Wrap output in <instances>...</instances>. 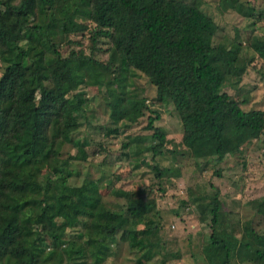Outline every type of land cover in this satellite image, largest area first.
<instances>
[{
	"label": "trees",
	"instance_id": "1",
	"mask_svg": "<svg viewBox=\"0 0 264 264\" xmlns=\"http://www.w3.org/2000/svg\"><path fill=\"white\" fill-rule=\"evenodd\" d=\"M237 1L232 8L252 17L254 9ZM218 29L198 0H0V264H101L113 255L118 231H126L131 249H142L157 228L147 210L153 200L123 191L126 207L112 209L98 181L75 184L74 172L54 164L64 144L87 161V142L72 137L86 114L87 87H103L112 125L105 132L119 135L148 108L131 89L134 71L143 74L165 91L181 122L182 145L197 160L220 162L264 136V110L246 111L223 90L245 66L241 43H213ZM86 32L93 45L107 39L106 62L82 50L62 54L60 39ZM249 47L264 59V38ZM40 76L50 89L40 86ZM159 119L149 116V137H129L122 155L163 156L167 139L154 124ZM147 138L153 144L141 146ZM149 166L159 179L180 176L175 167ZM254 207L264 216V195ZM202 212L210 217L202 246L207 264H264V235L249 222L235 234L217 190ZM151 247L142 260L151 259Z\"/></svg>",
	"mask_w": 264,
	"mask_h": 264
},
{
	"label": "rangeland",
	"instance_id": "2",
	"mask_svg": "<svg viewBox=\"0 0 264 264\" xmlns=\"http://www.w3.org/2000/svg\"><path fill=\"white\" fill-rule=\"evenodd\" d=\"M201 10L211 17L218 31L213 43L226 46L241 43L239 60L245 66L236 83V78L226 83L224 92L236 99L244 110H264V59L250 47L257 38H264V0H236L241 5L252 8V17L237 13L232 4L235 0H198ZM17 36L16 32H14ZM59 48L66 55L71 50L92 53L95 58L106 62L108 47L105 38L93 45L91 33L71 35L60 39ZM70 40V43L67 41ZM3 66L0 63V72ZM109 76L105 75V79ZM131 89L140 97L146 98L148 106L144 116L119 135H107L105 130L112 127L106 107V93L102 88L87 87L89 98L86 114L80 120V127L72 135L74 139L86 141L87 161L75 159L76 149L71 144L59 148L54 164L70 170L77 176L72 182L80 184L84 178L99 183L102 201L110 208L121 210L126 201L120 192L132 191L146 201H154L147 208L151 218L158 224L153 233L145 237V247L131 249L126 231H118V241L112 246L113 255L101 264H207L202 246L211 232L209 215L203 213L209 198L218 191L221 212L225 223L235 234L242 235V226L249 222L256 233L264 235V216L254 207V201L264 195V136L242 147L238 155H228L222 161L194 159L182 145V126L173 106L163 89L155 88L141 73L134 71L130 78ZM40 86L51 88V82L40 76ZM159 114L155 126L166 134L165 154L154 161L150 154L143 152L137 158L123 156L122 144L129 137H149L151 131L144 129L149 116ZM71 137V138H72ZM153 142L146 139L141 146ZM139 165H136L138 164ZM160 168L175 167L178 178H156L149 166ZM47 170L42 171L45 175ZM219 173V176H216ZM118 190V195L114 194ZM139 222V219H136ZM143 225L138 224V229ZM70 234L74 232L70 231ZM151 244L148 261L141 255ZM49 250V249H48ZM87 264H92L88 261Z\"/></svg>",
	"mask_w": 264,
	"mask_h": 264
}]
</instances>
